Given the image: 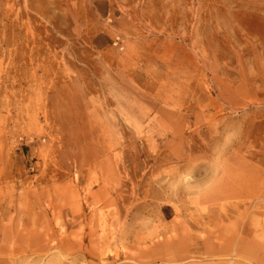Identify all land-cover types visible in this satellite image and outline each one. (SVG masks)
<instances>
[{"label":"rangeland","instance_id":"rangeland-1","mask_svg":"<svg viewBox=\"0 0 264 264\" xmlns=\"http://www.w3.org/2000/svg\"><path fill=\"white\" fill-rule=\"evenodd\" d=\"M0 264H264V0H0Z\"/></svg>","mask_w":264,"mask_h":264}]
</instances>
